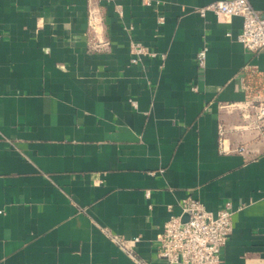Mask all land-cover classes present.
<instances>
[{"label":"crops","instance_id":"obj_1","mask_svg":"<svg viewBox=\"0 0 264 264\" xmlns=\"http://www.w3.org/2000/svg\"><path fill=\"white\" fill-rule=\"evenodd\" d=\"M210 1L0 0V264H139L107 231L168 264L158 235L185 197L231 201L219 264H264V144L219 106L244 99L246 63L264 90V49ZM132 40L156 54L130 63ZM220 123L248 150L220 152Z\"/></svg>","mask_w":264,"mask_h":264},{"label":"built area","instance_id":"obj_2","mask_svg":"<svg viewBox=\"0 0 264 264\" xmlns=\"http://www.w3.org/2000/svg\"><path fill=\"white\" fill-rule=\"evenodd\" d=\"M154 0H142L151 4ZM97 7V0H91ZM207 10L220 15H240L242 17L241 30L237 39L251 52L264 49V13L253 7L249 0H213L197 7V11L204 15ZM98 12V7L96 9ZM90 23L95 29L93 21V8L90 7ZM162 21V16L159 17ZM101 20V19H100ZM97 32V31H96ZM1 36V34H0ZM95 37H98L95 34ZM107 42L96 41L95 46L101 48ZM208 46L203 43L197 50L196 59L200 67H204ZM130 63H137L141 55L154 56L155 51L144 47L140 42H130ZM264 71V70H263ZM260 70L256 65L246 63L239 76V87L244 91L242 101L220 103L222 108L237 110L239 121L233 124V129L247 131L252 138L264 144V90L259 93L252 92L251 81ZM197 87L194 86L193 89ZM218 145L220 152L230 151L245 152L248 147L242 143L231 145L227 140V126L218 125ZM149 195V191H146ZM170 209V205H168ZM234 208L231 201L227 200L216 211L206 209L199 199L185 197L181 201V214H170L163 224V229L158 235L159 244L157 254L163 257L168 264H219L221 249L226 243L232 230V214ZM186 215V218H182ZM111 240L118 243L139 264H146L136 257L134 252L138 236L130 238L121 237L117 233L107 231Z\"/></svg>","mask_w":264,"mask_h":264},{"label":"bare ground","instance_id":"obj_3","mask_svg":"<svg viewBox=\"0 0 264 264\" xmlns=\"http://www.w3.org/2000/svg\"><path fill=\"white\" fill-rule=\"evenodd\" d=\"M96 15H94V12H93V21L95 22V19H96V17H95Z\"/></svg>","mask_w":264,"mask_h":264},{"label":"water","instance_id":"obj_4","mask_svg":"<svg viewBox=\"0 0 264 264\" xmlns=\"http://www.w3.org/2000/svg\"><path fill=\"white\" fill-rule=\"evenodd\" d=\"M186 218V215H184L183 219Z\"/></svg>","mask_w":264,"mask_h":264}]
</instances>
